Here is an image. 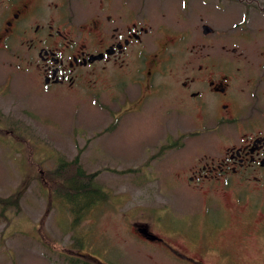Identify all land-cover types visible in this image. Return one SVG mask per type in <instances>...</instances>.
<instances>
[{
    "label": "rangeland",
    "instance_id": "obj_1",
    "mask_svg": "<svg viewBox=\"0 0 264 264\" xmlns=\"http://www.w3.org/2000/svg\"><path fill=\"white\" fill-rule=\"evenodd\" d=\"M124 1L70 0V12L78 21L99 4L128 17L139 7L149 28L145 53L151 57L166 46L157 60L163 59L161 71L172 75L184 72L185 46L199 40L203 22L213 21L215 29H222L223 40L233 43L234 30H223L234 22L228 14L239 13L236 2ZM24 48L14 41L0 46V264H67L75 254L67 249L69 237L88 233L89 238L107 240L108 248H119L125 264H178L167 255L168 246L188 257H203V264H264V214L250 216L244 204L238 214L233 210L234 191L222 186L194 190L180 185L179 179L185 185L188 176L183 168L187 160L213 151L208 143L169 145L170 132L184 127L187 118L181 112L178 119L171 94L155 98L140 117L123 116L119 102L110 99L108 84L129 69L106 66L92 77L93 84L44 91L36 67L19 56ZM171 52L176 58L167 60ZM74 160L85 174L94 175L95 186L106 195L75 227L72 213L79 192L66 195L59 190L67 175L56 174L60 164ZM249 200L264 198L256 194ZM205 201L224 207L225 227L204 240L201 249L189 248L191 239L174 236L171 228L178 223L176 217L184 219L194 203ZM212 218L204 223L205 231H213L210 222L219 221ZM135 222L146 224L165 244H136L131 228ZM82 248L83 257L104 263V253H95L97 259L91 255L92 243ZM110 252L112 257L121 254L117 249Z\"/></svg>",
    "mask_w": 264,
    "mask_h": 264
},
{
    "label": "flooded vegetation",
    "instance_id": "obj_2",
    "mask_svg": "<svg viewBox=\"0 0 264 264\" xmlns=\"http://www.w3.org/2000/svg\"><path fill=\"white\" fill-rule=\"evenodd\" d=\"M216 1L239 4L238 14H228L234 22L223 30H234L233 43L223 40L222 29H215L213 21L203 22L199 40L185 46L184 72L179 75L161 71L164 62L157 57L166 46L151 57L146 55L144 38L149 28L142 23L139 7L136 15L128 17L106 8L105 3L99 4L84 19L73 21L70 0H0V46L11 41L25 46L19 56L36 67L44 91L57 87L72 90L92 83V77L106 66L129 69L131 72L114 76L108 84L110 99L113 104L119 102L123 116L146 114L155 98L171 94L173 110L180 114L178 119L181 112L187 118L184 127L174 125L169 145L208 143L213 151L187 160L183 167L187 181L184 179V185L179 179L180 185L194 190L222 186L234 191L233 210L238 214L244 204L250 216L257 211L263 215L264 201L249 199L256 194L264 198V1ZM228 16L218 24L225 23ZM204 27L209 30L205 32ZM177 42L170 44L175 46ZM168 57L176 58L173 52ZM194 204L184 219L176 217L178 223L171 230L176 237L191 239L186 243L189 248L201 249L204 240L225 227L224 207L214 201ZM212 217L219 221H211L213 231H205L204 223ZM72 222L74 227L78 223L75 218ZM131 228L136 244H165L146 224L135 222ZM82 236L69 237L67 249L75 254L67 264H96L81 252L89 243L94 245L89 254L95 259V253H104L105 264H125L122 251L108 248L107 240ZM116 249L121 254L112 257L110 251ZM167 250L178 264H203V257H188L170 246Z\"/></svg>",
    "mask_w": 264,
    "mask_h": 264
},
{
    "label": "trees",
    "instance_id": "obj_3",
    "mask_svg": "<svg viewBox=\"0 0 264 264\" xmlns=\"http://www.w3.org/2000/svg\"><path fill=\"white\" fill-rule=\"evenodd\" d=\"M66 165H70V167L68 168ZM64 172L65 176H67L65 177V181L59 190L62 189L66 195L71 192H79L75 199L78 205L76 207L73 206V212L75 214L72 213L73 218H75L77 223V221L83 219V215L88 208H91L94 205H97V203L102 202L106 195L100 190L99 187L95 186L93 182L94 175L85 174L83 170L77 165V160H74L71 164H60L59 168H57L56 174L59 177H63ZM62 197L66 199L64 195H62ZM68 205L70 206L71 204L68 203Z\"/></svg>",
    "mask_w": 264,
    "mask_h": 264
},
{
    "label": "water",
    "instance_id": "obj_4",
    "mask_svg": "<svg viewBox=\"0 0 264 264\" xmlns=\"http://www.w3.org/2000/svg\"><path fill=\"white\" fill-rule=\"evenodd\" d=\"M209 30L208 27H204V31L207 32ZM141 233L144 234V231L143 230H140ZM152 240H159L158 238H155V237H150Z\"/></svg>",
    "mask_w": 264,
    "mask_h": 264
}]
</instances>
